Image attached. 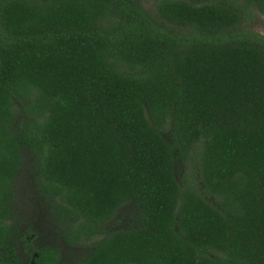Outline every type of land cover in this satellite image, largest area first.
<instances>
[{
    "label": "trees",
    "instance_id": "16d2710c",
    "mask_svg": "<svg viewBox=\"0 0 264 264\" xmlns=\"http://www.w3.org/2000/svg\"><path fill=\"white\" fill-rule=\"evenodd\" d=\"M264 0H0V264L30 251L24 150L76 264H264ZM169 133L172 143L165 134ZM175 157L194 169L178 181ZM133 204L136 225L107 229Z\"/></svg>",
    "mask_w": 264,
    "mask_h": 264
},
{
    "label": "rangeland",
    "instance_id": "374dc122",
    "mask_svg": "<svg viewBox=\"0 0 264 264\" xmlns=\"http://www.w3.org/2000/svg\"><path fill=\"white\" fill-rule=\"evenodd\" d=\"M156 2L157 0H143V6L150 12H154ZM249 27L264 34V15L253 10V20L250 21ZM165 137L168 142L172 143L169 133L165 134ZM35 163L36 160L30 150H24L22 167L15 181V206L21 231L28 232L27 240L30 242V251L40 247H56L61 253L59 264H76L89 254L91 248L87 246L70 247L63 242L60 229L50 215L49 204L37 187ZM193 169L192 164H183L179 158L175 157L174 172L178 181L188 176ZM137 214L138 209L133 204L124 206L107 224V229L133 227L136 225ZM18 254L23 264H34L31 258L32 252L29 255L18 249Z\"/></svg>",
    "mask_w": 264,
    "mask_h": 264
}]
</instances>
